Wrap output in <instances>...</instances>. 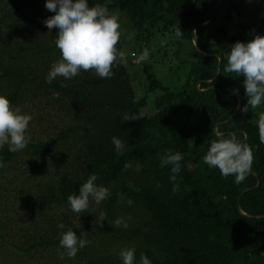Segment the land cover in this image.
Segmentation results:
<instances>
[{
    "label": "trees",
    "instance_id": "obj_1",
    "mask_svg": "<svg viewBox=\"0 0 264 264\" xmlns=\"http://www.w3.org/2000/svg\"><path fill=\"white\" fill-rule=\"evenodd\" d=\"M105 2L89 0L90 6ZM218 2L110 0L123 25L117 47L126 61L110 79L81 70L49 85L45 77L60 59L58 29L49 33L43 21L55 13L46 0H0V95L32 117L26 149L0 148L6 165L0 168V264L6 249L26 255L22 264H122L119 252L126 247L135 249L137 262L144 254L151 264H264V218L247 217L264 215V144L257 126L264 102L242 114L243 77L223 70L233 44L264 36V0H251L250 22L241 23L233 21L242 17L237 0L215 9ZM212 14L211 23L200 26ZM125 45L137 56L145 47L150 52L135 63L147 87L140 99ZM125 113L141 119L122 123ZM231 134L254 157L239 184L203 161L213 140ZM113 136L125 144L119 154ZM167 150L183 155L178 192L172 191L171 166L161 167ZM91 174L110 195L99 205L90 199L86 211L74 213L67 197L78 195ZM117 218L128 228H115ZM60 223L65 229H58ZM68 228L78 236L87 232L90 243L74 258L60 259V233Z\"/></svg>",
    "mask_w": 264,
    "mask_h": 264
},
{
    "label": "clouds",
    "instance_id": "obj_2",
    "mask_svg": "<svg viewBox=\"0 0 264 264\" xmlns=\"http://www.w3.org/2000/svg\"><path fill=\"white\" fill-rule=\"evenodd\" d=\"M110 0L105 3H95L90 6L89 0H46V9L52 13L43 21L51 33L52 29H58L54 44L59 49L60 59L52 63L46 82L51 85L57 77L71 80L77 77L81 70L87 72L94 70L100 79H110L114 75L113 68L126 61V54L118 49L121 39V25L118 11H110ZM176 36L183 32L176 29ZM135 33L129 35L132 39ZM133 56H136L133 53ZM150 52L147 47L136 57V62L148 60ZM227 73H235L243 77V87L247 97V104L241 109L242 114H247L249 108L256 109L264 102V36L255 35L248 42H236L232 45L227 56V64L223 69ZM238 94L239 90H234ZM58 92L53 93V98L59 97ZM32 117L22 112L20 106L12 107L10 100L0 95V148L8 146L12 153L20 152L27 148L31 142L28 133ZM137 114L125 113L122 123L130 120H139ZM257 126L260 143L264 144V112L259 115ZM112 143L117 154L125 148L124 142L116 136L112 137ZM161 167L171 166L170 181L173 183V192L179 191L176 178L181 171L183 155L180 152L173 153L167 150L161 156ZM252 148L237 140L235 134L230 137L218 136L209 146L203 161L209 168H218L224 177L235 176V183L243 182L252 171ZM6 165L0 161V168ZM131 164L126 162L124 170L127 171ZM98 177L89 175L86 182L82 183L78 195H68L67 202L71 211L81 213L88 209L90 199L99 205L109 195L108 187L97 185ZM120 196L119 193H117ZM133 200L127 199L131 206ZM98 219L103 222L106 212H101ZM115 228H128L124 218H117L112 222ZM101 223V227H102ZM58 229H65L60 223ZM87 232L78 236L71 228L60 233L59 244L64 251L60 253V259L74 258L80 249L88 246ZM122 264H151L149 258L141 254L136 261L134 248H123L119 252Z\"/></svg>",
    "mask_w": 264,
    "mask_h": 264
},
{
    "label": "rangeland",
    "instance_id": "obj_3",
    "mask_svg": "<svg viewBox=\"0 0 264 264\" xmlns=\"http://www.w3.org/2000/svg\"><path fill=\"white\" fill-rule=\"evenodd\" d=\"M237 4L239 6V9H241L242 11V17H234L233 21L234 23H241L243 21H249L248 19V15H250L252 13V7H251V0H237ZM123 20V19H122ZM250 22V21H249ZM119 23L121 25V27L123 26L122 25V22L119 18ZM125 51L128 52V54L130 53V51H132V46L131 45H125L124 47ZM126 52V53H127ZM133 51L131 52L130 56V63L131 65H133V67H129V72L130 74H132V77L135 75L137 78L134 79V88L135 90L137 91V94L139 93L138 95V99L144 97L145 93H146V85L143 83V75L141 74V68L139 66H136V56H133ZM157 57V56H156ZM168 62L165 61L164 62V67L168 66L166 65ZM134 74V75H133ZM200 84V83H199ZM145 90V91H144ZM151 105L148 104V107H145L143 110H142V113L143 114H147L149 112V107ZM26 256V255H25ZM24 255H16L13 254L12 252L10 251H7V249L5 250V253L2 254V262L3 264H15V259L17 258L18 260V264H22V262L24 261V259L26 258ZM59 264H62L59 263ZM63 264H66V263H63Z\"/></svg>",
    "mask_w": 264,
    "mask_h": 264
},
{
    "label": "water",
    "instance_id": "obj_4",
    "mask_svg": "<svg viewBox=\"0 0 264 264\" xmlns=\"http://www.w3.org/2000/svg\"><path fill=\"white\" fill-rule=\"evenodd\" d=\"M223 0H219L218 4L216 5L215 9L218 8L221 4H222ZM214 15L212 14L211 18L209 19V21L205 24H202L200 26H206V25H209L213 19ZM198 27V25H196L194 27V29ZM193 33H194V30H193ZM193 45L195 46V48L197 47L196 46V38L195 36H193ZM220 64H221V58H218V65H217V71H216V75H215V78L219 75L220 73ZM214 81V79L212 81H209L208 83H212ZM199 86V82L197 83V87ZM241 107V102L238 101V105H237V109L236 111H238ZM258 186V182H257V185ZM237 209L238 211L241 213V215L245 216L241 211H240V208H239V204H238V201H237ZM248 218H253V219H259V218H264V215L263 216H260V217H257V216H253V217H250V216H247Z\"/></svg>",
    "mask_w": 264,
    "mask_h": 264
}]
</instances>
